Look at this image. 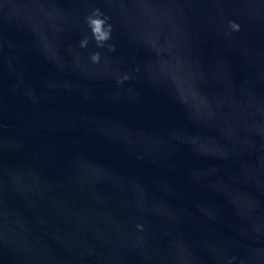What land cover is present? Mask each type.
<instances>
[{
	"label": "water",
	"instance_id": "95a60500",
	"mask_svg": "<svg viewBox=\"0 0 264 264\" xmlns=\"http://www.w3.org/2000/svg\"><path fill=\"white\" fill-rule=\"evenodd\" d=\"M0 264H264V0H0Z\"/></svg>",
	"mask_w": 264,
	"mask_h": 264
},
{
	"label": "clouds",
	"instance_id": "9594fccd",
	"mask_svg": "<svg viewBox=\"0 0 264 264\" xmlns=\"http://www.w3.org/2000/svg\"><path fill=\"white\" fill-rule=\"evenodd\" d=\"M100 10L96 9L93 13V15L87 17V24L88 27L91 29L92 37L95 40L98 47H103L104 42L109 40L111 38V24H108L105 26V18H101V15L99 14ZM229 25L232 30H239V24H237L234 21H229ZM88 40L87 38L82 39L80 41V47H87ZM109 49L111 51H115V45H110ZM92 63H99L100 61V53L99 52H93L90 57ZM129 77L126 75L123 78H118L117 83H122L123 80L128 79ZM137 228L140 230H143V225H137Z\"/></svg>",
	"mask_w": 264,
	"mask_h": 264
}]
</instances>
